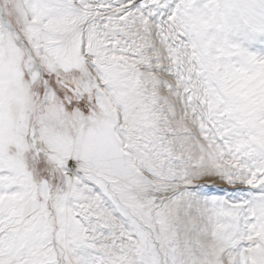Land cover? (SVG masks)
I'll list each match as a JSON object with an SVG mask.
<instances>
[{
	"label": "snow or ice",
	"instance_id": "snow-or-ice-1",
	"mask_svg": "<svg viewBox=\"0 0 264 264\" xmlns=\"http://www.w3.org/2000/svg\"><path fill=\"white\" fill-rule=\"evenodd\" d=\"M0 264H264V0H0Z\"/></svg>",
	"mask_w": 264,
	"mask_h": 264
}]
</instances>
